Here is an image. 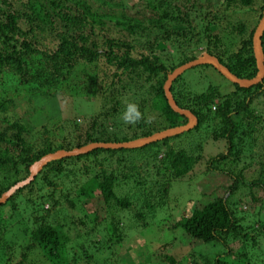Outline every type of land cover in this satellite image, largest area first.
<instances>
[{"label": "trees", "instance_id": "1", "mask_svg": "<svg viewBox=\"0 0 264 264\" xmlns=\"http://www.w3.org/2000/svg\"><path fill=\"white\" fill-rule=\"evenodd\" d=\"M137 1L139 7H136ZM137 1L123 4L124 0H0L4 5V8L0 6V76H15L17 82L18 78L21 80L20 84L53 88L79 64L87 65L91 79L82 86V91L91 95L95 105L81 141L74 138L72 143H53L45 137L34 152L24 145L26 128L18 120L3 119L0 195L24 179L29 165L44 154L90 142H125L184 124L185 118L167 105L162 84L170 71L202 52L214 56L238 78L255 75L251 36L264 0ZM256 2L258 8L254 11L252 6ZM130 6L127 14L124 10ZM108 20L114 24L112 32L105 26ZM260 40L264 58V29ZM194 51L200 52L195 54ZM98 59L112 70L103 90L94 72ZM204 67L211 66L205 64L190 69ZM105 72L106 68L103 74ZM181 77L182 74L171 82L170 94L178 107L195 116L196 124L181 134L139 148H96L47 162L29 183L0 204V264H118L121 259L117 250L122 246L125 232L133 229V225L146 226V216H152L165 204L170 182L188 174L201 158L200 140L193 145L188 142L187 148L184 145L187 137L197 133L204 135V141L209 138L224 143L222 151L206 158L204 172L219 173L231 182L222 196L191 206L171 227L179 229L186 241L212 248L211 253L202 256V264H264L257 263L250 251L255 244L254 234L264 237L262 217L258 212L252 215L236 206L237 202H243L241 198L237 202L229 201L231 196L241 192L240 188L246 189L253 201L252 189L264 192V76L249 87H239L226 79L225 85L207 83L197 94L182 89ZM84 80L81 84L86 83ZM133 91L141 92L139 99V93L126 97ZM38 94L32 96L33 99H25L29 103L27 108L37 113L36 116L46 112L55 117L53 105L48 109L43 106L44 112L40 107L35 108L36 103L38 106L40 102L46 103L50 92ZM128 102L137 103L144 116L152 118L151 122L124 124L121 114ZM10 104L13 105L11 98L1 97L0 111L5 112ZM71 125L75 126L74 122ZM258 146L263 148L259 151ZM253 149L258 153L254 154ZM124 154L142 155L144 165L131 164L125 167V172H120L123 166L119 170L114 166L116 172L108 168L112 159L117 165H125ZM90 158L97 166L93 172L86 164L82 170L79 166L63 167L80 160L87 162ZM244 159L249 163L235 170L234 164ZM253 160L260 166L251 172L255 176L250 178L251 174L243 175L242 169ZM142 168H153L161 181L152 183L151 179L131 176ZM79 172L85 177L79 186L80 199H88L97 191L102 203L90 214H83L88 216L91 226L82 233L76 232L73 242L67 234L71 229L69 222L64 217H61L62 223L48 221L49 209H43L42 215L27 218L20 213L18 205V214L15 213L17 202H24L22 212L27 204L39 212L44 202H49L50 209L56 207L60 197L75 209L77 205L67 197L66 191L63 193L57 187L60 183L55 179L61 182V178H74ZM127 180L132 182V195L136 192L142 197V210L135 208L132 221L124 215L131 208L132 200L127 193L119 196L115 192L116 184L120 186ZM42 186H47L46 192L42 191ZM98 210L104 212L101 219ZM122 216L128 219L125 230ZM7 223L10 229H15L8 236V229L3 231ZM230 241L239 245L232 250L228 247ZM163 259L165 264L177 262L170 255H164Z\"/></svg>", "mask_w": 264, "mask_h": 264}, {"label": "rangeland", "instance_id": "2", "mask_svg": "<svg viewBox=\"0 0 264 264\" xmlns=\"http://www.w3.org/2000/svg\"><path fill=\"white\" fill-rule=\"evenodd\" d=\"M136 1L137 0H124L123 4L125 2L127 4H133ZM139 3L140 2L137 1L136 7H139ZM0 6L4 8V5L0 4ZM217 6H219V4H217ZM131 8L132 6H130V9L124 11H127L126 13L129 14ZM257 8L258 4L256 2L252 6V9L256 11ZM105 26L109 32H112L115 28L113 22L109 20L106 21ZM194 52L197 54L200 51ZM95 65L94 72L97 74L96 80H98L102 88L104 87L103 85L110 80L111 77L109 74L112 73V70L109 66L107 67L105 65L103 60L98 59V62ZM105 68L106 72L103 74ZM181 74V81L183 82L181 87L184 91L190 94L199 93L206 87L207 83H219L225 85L227 82L211 67H204L201 69L189 68L184 70ZM88 79H91L90 71L87 65L82 64H79L73 73H70L69 77L59 79L56 82L55 87L51 88L50 86V89L38 88L35 84H20L21 80L18 78L17 82L15 76H0V98L5 97L13 100V105L10 104L5 112L0 111V129L5 126L3 119H6L7 121H12L13 119L18 120V122L26 128V132L24 133V145L26 148L31 149V152H34L41 147V143L45 137L53 143L63 141H69L72 143L74 138L75 140L79 139L81 141L82 134L88 126L87 122H89V115L95 107L91 95L85 92V90L82 91V86L89 83ZM83 80L86 82L85 84H81V81ZM147 87V85H144V88ZM44 91L50 92L45 99L46 103L43 104L40 102L41 106H38L39 103H36L33 100V102L36 103L35 108L37 109L40 107L44 112L45 109L43 106L48 109L50 105H53L54 111L56 112L55 117L46 112L36 116L37 113L30 111L27 108L29 103H27L25 99H33L32 96L39 95L38 93ZM140 93L141 92L133 91L130 94L128 93L129 95L126 97L132 98L138 95L137 99H139L141 96ZM53 108H50L49 110H53ZM27 110L30 112H27ZM73 122L75 126L71 125ZM112 129L113 128H111V131ZM203 139L204 135L202 133H197L186 138V141H184L185 148L189 146L188 142L190 145H193L196 141H201V158L193 165L188 174L180 179H175L170 182L167 195L164 197L165 204L158 208L152 216H146V226L141 227L133 225V227H131L133 229L125 232L126 235L121 244L122 246L117 250L118 256L121 259L118 264H165L163 259L164 255L172 256L175 261H177L176 264H178L179 261H181V264H202V256L212 252V248L209 246L197 244V242L186 241L184 237L181 236L179 229L171 227L177 217L184 212L186 213L191 206L199 205L214 196H222L231 182L228 177L219 173L204 172L206 158L222 151L225 145L221 140L211 141V139L207 138L204 141ZM261 140L263 141V139ZM178 142L180 143L181 140ZM256 148L260 151L263 147L258 146ZM252 151L254 154L258 153L254 149ZM245 155H247V153ZM123 160H125V165H117L112 159V161L109 162L108 168L113 169V171L116 172L114 166L117 167V170H119V167L123 166L120 172H125L127 169L125 167H129L131 164L144 165L145 159L142 155L139 156L138 154H124ZM244 160L245 161H239L234 164L233 167L235 170H239L244 164L249 163L247 159ZM68 163H71V161H68ZM83 164H86L87 167L90 166L91 172L97 169V166L94 165L91 158L87 159V162L80 160L76 161L73 165L66 164L63 165V167L65 169H71L79 166L82 170ZM259 166L260 164L255 162V160L250 161V165H246L244 169H242V173L245 176L251 174L250 178L254 177L255 175L251 172L257 170ZM135 174L136 177L139 175L141 179L142 177H145L146 180L151 179L152 183L154 181L160 182L162 179L159 175L155 174L153 168H142L137 173L133 172L131 176L134 178ZM84 179L85 177L81 176L80 172L76 174L74 178H72V176H69L66 179L61 178V182L59 179H55L56 183H60L57 187L61 188L63 193L66 191L67 197L72 203L77 205L75 209L71 208L68 203L60 197L56 207L50 209L49 202H44L39 212H35L30 204H27V207L23 208L24 211L22 212L21 209L25 204L23 201L19 203L17 202L15 209L17 212L15 213L18 214V205L20 213L22 215H27V218H31L32 215H42L43 209H49L50 212L47 217L48 221L62 223L64 221L61 217H64L65 221L69 222L71 229L67 231V234L71 238L70 241L73 242L76 239L73 238L76 232L82 233L85 230H88L91 226L88 216H83V214H90L93 208L99 207L102 203L97 191H95L94 195L88 199H80L82 196L79 194V186L84 182ZM127 181L120 186H117L116 184L115 192L119 196L127 193V195H129V200H132L131 208L127 209L124 213V215L129 217L132 221L134 220L133 213L135 208L142 210V197L136 192L132 195L130 189L132 182L130 180ZM41 189L46 192L47 186H42ZM154 189L155 187L152 188V191H154ZM240 190L241 192L231 196L229 201L237 202L238 199L241 198L243 202H237L236 206H240L241 209L245 208V210L252 213V215H255V213L258 212L262 217L264 224V192L258 188L252 189L251 198H254L253 201L250 199L248 193L245 192L246 189L243 190L240 188ZM55 194L57 196L58 192H55ZM97 214L101 219L104 212L98 210ZM125 216H122L123 219H121L123 230H125L124 227L128 224V219L127 217L125 218ZM130 223L131 222H129V224ZM3 229V231L8 229L7 236L9 232L15 231V229H10L8 223ZM262 233L264 235V229ZM254 236L255 244L250 247L251 256L257 258V263H264V237H262L260 233L254 234ZM238 245L236 241H230L228 247L234 250Z\"/></svg>", "mask_w": 264, "mask_h": 264}, {"label": "water", "instance_id": "3", "mask_svg": "<svg viewBox=\"0 0 264 264\" xmlns=\"http://www.w3.org/2000/svg\"><path fill=\"white\" fill-rule=\"evenodd\" d=\"M264 29V6L261 11V16L253 30L251 36V50L252 55L254 58V64L256 68V73L251 78H238L233 75L225 66L220 64L218 60L205 52H202L200 55L195 57L194 59L187 61L177 67H175L172 71H170L162 84V91L163 96L166 100L167 105L169 108L177 113L178 115L185 118V123L168 127L163 130L154 132L150 135L135 138L132 140H128L125 142H90L80 147H75L70 150L58 149L53 152L44 154L36 161L32 162L28 167V175L13 184L9 187L6 191L1 193L0 195V204L3 203L15 190L22 187L23 185L29 183L34 175L47 163L52 160L60 159L62 157H69V156H76L79 154H84L92 149L96 148H110V149H117V148H139L144 145H147L152 142L160 141L164 138L171 137L174 135L181 134L189 129H191L196 124L195 116L187 109H183L178 107L172 96L170 94V84L171 82L179 76L184 70L198 66V65H210L213 69H215L224 79L229 81L230 83L236 84L239 87H249L251 85H255L260 82L264 76V58L263 52L261 49V35Z\"/></svg>", "mask_w": 264, "mask_h": 264}, {"label": "clouds", "instance_id": "4", "mask_svg": "<svg viewBox=\"0 0 264 264\" xmlns=\"http://www.w3.org/2000/svg\"><path fill=\"white\" fill-rule=\"evenodd\" d=\"M121 120L124 124H137L141 120H145L150 123L152 118H146L144 114L141 112L140 107L137 103L128 102L125 105L124 111L121 114Z\"/></svg>", "mask_w": 264, "mask_h": 264}]
</instances>
